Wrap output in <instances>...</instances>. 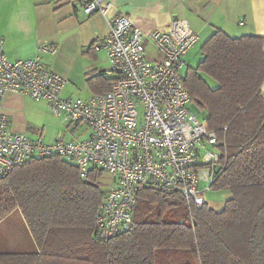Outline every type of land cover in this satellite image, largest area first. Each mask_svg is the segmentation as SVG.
<instances>
[{"label": "trees", "instance_id": "obj_1", "mask_svg": "<svg viewBox=\"0 0 264 264\" xmlns=\"http://www.w3.org/2000/svg\"><path fill=\"white\" fill-rule=\"evenodd\" d=\"M264 37L216 29L182 82L222 142L214 190L231 198L221 211L188 205L177 193L141 187L132 226L109 241L94 237L102 171L80 178L69 162L34 158L0 179V221L19 210L34 250L0 252V264H264ZM203 74L217 82L211 87ZM92 93L109 89L101 73Z\"/></svg>", "mask_w": 264, "mask_h": 264}, {"label": "built area", "instance_id": "obj_2", "mask_svg": "<svg viewBox=\"0 0 264 264\" xmlns=\"http://www.w3.org/2000/svg\"><path fill=\"white\" fill-rule=\"evenodd\" d=\"M81 3L85 14L100 13L107 21V33L93 48L106 54L103 75L112 79L110 87L85 98L62 96L68 79L42 60V54L58 52L56 43L43 41L33 56L9 59L0 37V179L30 159L53 156L75 166L83 180L102 171L110 183L93 233L109 241L132 226L141 187L177 193L196 208L206 204L205 194L223 169L222 142L197 117L182 82L184 56L198 40L186 19L146 31L110 0ZM146 44L157 58L147 57ZM9 94L44 101L62 122L85 127L86 136L47 141L13 129L4 109Z\"/></svg>", "mask_w": 264, "mask_h": 264}, {"label": "crops", "instance_id": "obj_3", "mask_svg": "<svg viewBox=\"0 0 264 264\" xmlns=\"http://www.w3.org/2000/svg\"><path fill=\"white\" fill-rule=\"evenodd\" d=\"M110 1L118 10L126 13L135 25L146 31L165 29L172 19L183 18L187 20L198 36H202L205 39L211 36L216 29L223 30L231 37H238L244 34L264 37V0H158L161 1L162 5H167L169 9V13L163 12L160 15H148L144 12L129 10L125 7L128 0ZM47 5L50 6L46 7ZM44 6L55 10L54 14L59 20L77 18L78 15L76 14L81 12L87 16L89 22V29L85 33L69 34L65 39L57 38L55 35L50 34L51 40H43L54 42L59 46L58 54L56 53L53 61L54 67L59 71L51 67L47 61H43L46 64L48 63L51 69L61 73L68 79V83L61 95L72 97V93L65 90L69 85L70 74L65 71L67 69L62 64L63 58L66 56V41H72L67 48L71 49L75 57L88 65V71L95 69L92 67L93 65L98 67V71L93 72L92 75L101 73L104 78H107L103 75V72L108 67L106 54L103 50H95L93 48V44L96 41H100L107 33V21L100 13L85 14L82 11L81 0H0V37L4 41V52L7 57L9 59L27 58L37 53L36 44L42 37L39 35L41 25L39 19ZM42 59L44 58L42 57ZM92 94L94 93L88 92L89 96ZM261 95L264 99V81L261 85ZM16 96L19 95L9 94L6 96L4 109L8 114L13 129L21 131L19 129L27 128V123L19 118L17 106L13 108ZM38 103H43L48 112L44 101ZM220 190L228 191L227 189ZM228 192L224 193L223 202L216 203L214 207H210L207 201L206 204L215 211H221L225 202L231 198V193L230 191Z\"/></svg>", "mask_w": 264, "mask_h": 264}, {"label": "rangeland", "instance_id": "obj_4", "mask_svg": "<svg viewBox=\"0 0 264 264\" xmlns=\"http://www.w3.org/2000/svg\"><path fill=\"white\" fill-rule=\"evenodd\" d=\"M160 2L161 1L158 0H128L125 7L129 10L144 12L148 15H160L163 14V12L169 13L167 5H162ZM49 6L50 5H47L46 7ZM46 7L44 6L39 19L41 22L39 35L42 37L36 44L37 48L44 39L51 40V35H55L57 38L65 39L69 34L77 35L78 33H85V31L89 29L87 16L81 12L76 14L78 15L77 18L59 20L54 14L55 10ZM205 40L206 39L202 36H198L196 44L184 56V63L180 69L182 76H184L188 66H195L201 59L202 53L200 46ZM71 43L72 41L65 42L66 56L63 58L62 63L67 69L65 71L70 74L69 85L65 90L72 93V97L79 96L85 98V96L87 97L88 92H91L87 86L86 78L92 75L93 72H97L98 67L93 65L92 67L95 69L88 71V65L81 59L75 57V55L71 52V49L67 48V46ZM146 46L148 58L154 59L158 56L156 50L151 44H146ZM55 56L56 54H44L42 55L44 58L42 60L47 61L51 67L56 69L53 64ZM101 60L103 61L102 57ZM48 63L45 64L49 67ZM203 77L211 87H215L217 85V82L211 77L205 74H203ZM14 104L13 108H16L17 106L18 115L19 118H21V121L23 120L27 123V128L19 129L21 131L33 135H42V137L47 141L56 139L58 135H61L64 139L70 140L80 139L85 137L87 134V130L84 129L85 127L75 129V126L72 123L62 122L61 119L48 113L43 103L34 102L33 100H30L28 96H16ZM196 114L200 120H205L207 116V112L204 109H198ZM102 175V180H99V187L101 190H105L107 186H109L110 180L105 173ZM228 191L214 190L213 188H210L205 194V200L210 207H214L216 203L223 202L224 193H229ZM34 248L35 243L29 234L28 228L19 210L12 211L0 221V252H26L34 250Z\"/></svg>", "mask_w": 264, "mask_h": 264}, {"label": "water", "instance_id": "obj_5", "mask_svg": "<svg viewBox=\"0 0 264 264\" xmlns=\"http://www.w3.org/2000/svg\"><path fill=\"white\" fill-rule=\"evenodd\" d=\"M192 109H193L195 112H197V110H198L197 106H195L194 104L192 105Z\"/></svg>", "mask_w": 264, "mask_h": 264}]
</instances>
